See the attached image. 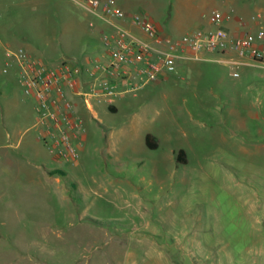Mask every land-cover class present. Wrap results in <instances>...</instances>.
Listing matches in <instances>:
<instances>
[{"label": "rangeland", "instance_id": "rangeland-1", "mask_svg": "<svg viewBox=\"0 0 264 264\" xmlns=\"http://www.w3.org/2000/svg\"><path fill=\"white\" fill-rule=\"evenodd\" d=\"M135 1L157 5L150 17L175 37L208 26L216 10L264 27V0ZM3 2L0 41L14 50L49 66L100 56L99 24L71 1L10 0V10ZM237 25L230 30L246 29ZM2 49L0 264H264L263 70L180 61L159 82L121 89L117 112L79 100V157L61 158L62 147L37 141L36 102ZM51 170L63 174L45 179Z\"/></svg>", "mask_w": 264, "mask_h": 264}, {"label": "built area", "instance_id": "built-area-1", "mask_svg": "<svg viewBox=\"0 0 264 264\" xmlns=\"http://www.w3.org/2000/svg\"><path fill=\"white\" fill-rule=\"evenodd\" d=\"M76 1L93 17L91 27L100 21L113 28L102 33L103 59L91 61L89 67L68 64L55 67L30 55L24 48L15 52L21 67L23 93L36 102L39 140L46 146L62 147V151L54 152L58 157H79L74 143L80 141L76 133L78 121L74 114L75 103L67 96L69 90L92 111V102L113 105L116 97L127 92L121 90L125 87L134 92L149 83L159 82L173 74L180 61L208 60L207 55H215L216 62L248 65L264 71V27L261 22L256 30L232 32L226 27L223 14L216 10L208 26L169 41L164 50H156L132 37L117 23L127 15L116 6L115 0ZM258 19H264L263 15L259 14ZM131 20L148 37L160 38L158 27L149 18L135 14ZM83 74L87 76V84L81 88Z\"/></svg>", "mask_w": 264, "mask_h": 264}, {"label": "crops", "instance_id": "crops-1", "mask_svg": "<svg viewBox=\"0 0 264 264\" xmlns=\"http://www.w3.org/2000/svg\"><path fill=\"white\" fill-rule=\"evenodd\" d=\"M69 1H71L72 3H74L75 5H77V6H79L81 9H83L78 3H77V1L76 0H69ZM144 1V0H143ZM13 2V1H12ZM12 2H10V0H4V2H3V4H5L4 6H3V9L4 8H6V9H12V5H13V3ZM115 3H116V6L118 7V8H120L121 10H123L125 13H126V15H127V18L126 19H124V20H121V21H118L117 23L119 24V25H121L122 27H124L125 29H127L129 32H130V34H131V36L132 37H134L135 39H138V40H141V41H143V42H146V43H148L149 45H151L154 49H156V50H164V49H166V46H167V44H168V42L169 41H171V40H173V39H175V38H179V37H175L172 33H164V31L161 29V27L160 26H158V25H156L155 23H154V21L152 20V18L150 17V15H152L153 13L152 12H154V10H156L157 9V5L156 6H152V4L150 3V2H143V3H141L140 5H138V6H136L137 4H136V1L135 0H115ZM186 6H188V4H186V5H184V7H186ZM2 8V7H1ZM136 9H138V12L137 11H134V10H136ZM84 10V9H83ZM85 11V10H84ZM135 14H141V15H143V16H145V17H147V18H149L158 28H159V30H160V38L157 40V39H152V38H150V37H148L147 35H145L142 31H140V29L137 27V26H135L134 24H133V22H132V20H131V18H132V16L133 15H135ZM223 14V16H224V21H225V25H226V27L228 28V29H239L237 26V24H238V22H240L241 24H243V27L244 28H246V29H248V28H250L252 25L250 24V23H243L242 22V20L240 19H236V20H233L230 16H227L226 14H224V13H222ZM259 14H261V15H263V17H264V14H262V12H259ZM258 14V15H259ZM0 15H1V13H0ZM88 13L85 11V17L87 18L88 17ZM258 15H257V18H258ZM96 21V20H95ZM90 23H91V21H90ZM97 23L99 24V33H100V35H101V41H102V33L104 32V31H112L113 30V28L110 26V25H108V24H105V23H103V22H100V21H97ZM258 23L259 22H257L255 25H257L258 26ZM205 26H207V25H205ZM202 27H204L203 25H202ZM2 40V39H1ZM4 41V40H3ZM3 41H0V43H1V47L3 48L2 49V51H3V54L5 55V57H7V59H12L13 57H15V59H16V61H17V63H18V60H17V58H16V56H15V52H16V50H14V47L12 46V44H10V43H3ZM102 45H103V43H102ZM28 52V51H27ZM29 53V52H28ZM30 55H31V53H29ZM104 58V48L102 49V51H101V54H100V56L99 57H92V56H90V57H88V58H86L84 61H82V62H79L78 61V63H72V62H69V61H64V62H62V63H60V64H58V65H55V67H58V66H61V65H63V64H68V65H71V66H76V67H79V66H84V67H89V64H90V62L91 61H93V60H101V59H103ZM209 59L208 60H198V61H211V62H216V61H214V58H211V57H208ZM196 61V60H195ZM16 63V64H17ZM14 65V64H13ZM5 66L6 67H8V66H11L12 67V64L10 63V62H7L6 64H5ZM18 66H19V63H18ZM19 68L21 69V67L19 66ZM4 72H7V69L5 68V71ZM80 83H81V88H82V86L83 87H85L86 86V84H87V76H86V74H83L82 75V77H81V80H80ZM78 88V86L76 87V89ZM80 89V88H79ZM122 95V94H121ZM67 96L70 98V99H73V101L76 103V105L74 106V114H75V118L76 119H78V116H77V108H78V106H77V101H79V99L78 98H76V97H74V94H72V91L71 90H69V91H67ZM114 105V104H113ZM36 121H37V117H36V119H35V123H34V125H32L30 128L31 129H34V128H36V130H37V132H38V134H39V128L37 127V123H36ZM30 129V130H31ZM27 130H29V129H27ZM37 134V141L39 142V143H42L40 140H39V135ZM5 140L7 141V145H5L3 148H10V147H14V143H11L13 140H14V134L12 133V132H10V131H8L7 133H6V136H5ZM21 140L18 142V145H16V147L17 146H19V145H21ZM43 144V143H42ZM0 147H2V146H0ZM55 157H57L56 155H55ZM11 162V161H10ZM29 163H32L31 161H29ZM37 167V166H36ZM40 168V167H39ZM52 171V170H51ZM51 171H47V172H43V177L46 179H50L51 177H52V174H51ZM34 172L33 173H28L27 174V177L28 178H30V176H32V177H34ZM26 190V192L27 191H29V188H26L25 189ZM46 206H44V208H45ZM47 208H49V210H50V208H51V205H48V207Z\"/></svg>", "mask_w": 264, "mask_h": 264}, {"label": "trees", "instance_id": "trees-1", "mask_svg": "<svg viewBox=\"0 0 264 264\" xmlns=\"http://www.w3.org/2000/svg\"><path fill=\"white\" fill-rule=\"evenodd\" d=\"M109 107L112 112H117V109L114 106L110 105ZM146 145L150 149H157L159 147V141L152 134H148L146 136ZM177 160H178V163H181V164H186L188 162V160L186 159V152L184 150H181L178 153ZM58 173L63 174L61 170L51 171L52 175H56Z\"/></svg>", "mask_w": 264, "mask_h": 264}]
</instances>
